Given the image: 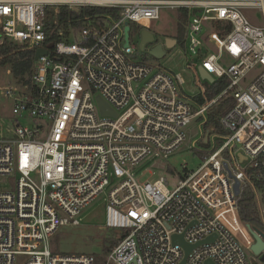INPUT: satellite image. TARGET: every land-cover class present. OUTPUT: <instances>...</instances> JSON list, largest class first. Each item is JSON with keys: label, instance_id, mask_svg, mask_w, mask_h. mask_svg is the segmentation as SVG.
Segmentation results:
<instances>
[{"label": "built area", "instance_id": "2783aa9c", "mask_svg": "<svg viewBox=\"0 0 264 264\" xmlns=\"http://www.w3.org/2000/svg\"><path fill=\"white\" fill-rule=\"evenodd\" d=\"M60 7L107 8L119 18L60 30V41L46 46V20ZM251 7L264 20V0H0V43L46 51L28 82L1 89L15 118L8 137L0 129V178L14 180V189L0 187V264H251L245 252L255 240L232 190L235 180L253 188L264 226V186L256 189L247 175L264 169V24L250 22L244 10ZM162 9L186 12L185 67L228 80L196 109L191 98L204 96V87L185 99L180 74L144 61L130 36L125 43V24L149 32ZM225 94L232 97L219 116L226 133L208 137L207 159L194 171L183 167L173 191L165 178L139 183L133 168L172 156L192 122L199 133L189 149L197 150L210 108ZM96 97L115 115H102ZM103 194V227L126 235L102 260L55 252L57 231L77 225ZM252 229L264 241V228ZM181 236L192 247L186 256L173 242Z\"/></svg>", "mask_w": 264, "mask_h": 264}, {"label": "rangeland", "instance_id": "374dc122", "mask_svg": "<svg viewBox=\"0 0 264 264\" xmlns=\"http://www.w3.org/2000/svg\"><path fill=\"white\" fill-rule=\"evenodd\" d=\"M179 12L181 11L169 9H162L160 11L159 19L152 23L149 30L154 37V42L147 44L144 51L141 52L139 49V42L141 39L139 33L131 36V43L136 46V51L139 55L142 57L148 56L150 58L148 59L149 62L160 65L173 75L180 74L184 81L181 86L184 98L189 100L200 88L205 87L206 82L200 79L196 69L194 70V68H192L191 70L185 67L186 63L183 58V46L176 45L173 49H165V56L161 59H154L148 55V50L155 44L159 43L164 47L165 39H174L178 25ZM244 13L253 25L259 27L263 26V16L258 8H247L244 10ZM209 53H214L212 44L208 46V54ZM226 59L227 63L231 62L228 58ZM259 71L260 67L257 66L250 72L245 79V84L250 82ZM16 83H18V80L11 75L9 66L0 67V129L6 137L9 136L8 131L12 127L15 116L12 114L11 102L2 97L1 89L9 85H15ZM21 123L32 126L33 122L30 119H23ZM186 130L190 132V136H188L187 140L168 159H148L139 166L133 168L139 183H152L160 178H165L168 183V190L173 191L177 187V182L180 179L183 167L188 171H194L202 164V151L209 154L208 151L212 145L210 142L207 143L202 141L197 144L196 151H191L189 148L199 131L195 122H192ZM218 139L222 142L221 136ZM214 146L218 147L219 143L215 142ZM231 168L233 170L235 169L232 162ZM0 187H12L14 189V180L0 178ZM105 195L106 194H103L96 198L88 207L80 212L75 218L78 221L77 225L69 224L61 227L57 231L51 241L52 249L55 252L62 254H93L97 257L103 254V240H107L109 235L112 234L111 230L103 227ZM113 238L117 239L118 237ZM245 254L251 264H264V260L262 259L264 253H262V257H255L250 251H246Z\"/></svg>", "mask_w": 264, "mask_h": 264}, {"label": "trees", "instance_id": "16d2710c", "mask_svg": "<svg viewBox=\"0 0 264 264\" xmlns=\"http://www.w3.org/2000/svg\"><path fill=\"white\" fill-rule=\"evenodd\" d=\"M179 13L178 25L174 39L177 42L176 45L183 46L185 27L187 25V15L184 11ZM106 16H109L114 20L119 18L115 11L107 8L90 7L69 10L66 7H60L59 12L55 17L51 16V13L49 12L45 23V30L48 37L45 45L51 46L59 42L60 37L57 35L58 31L62 30L66 32L69 27H71L76 33L81 31L85 26L100 28L106 22V19H104ZM139 31L140 29L137 26L130 24V37L133 34H138ZM34 55L35 51L26 47L15 46L9 44L5 40L0 43V67L9 66L11 75L18 80V83L29 81L31 67L35 61ZM148 59H150L148 56H143L144 61H148ZM227 86L228 80L226 78L216 79L212 83L206 82L204 87V96L198 94L191 98L193 109L202 106L207 101L217 98ZM231 102L232 97L230 94H225L216 101L208 113L207 123L204 126L205 130L212 128L216 134L224 135L226 133V131L221 127L219 116ZM217 142L219 143V148L222 142L220 140H217ZM209 154L202 151V162L207 159ZM263 173L264 169L262 167L247 170L248 178L251 180V184L256 189H261L264 186V178L259 179L257 177ZM235 204L243 222L249 224L252 228L257 230L264 228L261 217V209L258 207L253 188L248 183L242 185L239 196L235 198ZM261 205L264 215V191H262L261 194ZM111 231L112 234L109 235V238L107 240H103V254L98 256L99 260H102L103 255H107L115 247V245L119 242V238L121 239L126 235V232L124 231ZM113 237L118 238L114 239ZM262 259L264 260V256Z\"/></svg>", "mask_w": 264, "mask_h": 264}, {"label": "water", "instance_id": "95a60500", "mask_svg": "<svg viewBox=\"0 0 264 264\" xmlns=\"http://www.w3.org/2000/svg\"><path fill=\"white\" fill-rule=\"evenodd\" d=\"M130 32V27L128 24H125V28H124V39H125V43L126 45H128L129 42V34ZM139 36H140V42H139V49L142 51L145 50V47L147 44H151L154 42V37L153 35L146 31V30H142L139 32ZM176 45V41L174 39H166L164 42V47L162 44H155L154 46H152L149 50H148V55L154 59H161L164 57L165 55V51L163 50V48L165 49H172L173 47H175ZM46 54V51L44 49H38L35 52L34 58L37 59L39 56H44ZM197 73L200 77L201 80H204L208 83H212L213 79L211 78V76H209L204 70L203 68H201V66H199L197 68ZM96 103L97 106L99 108V111L102 115L105 114H112L115 115L113 113V111L106 105V103L100 98V97H96ZM214 133V129L212 128H208L205 130L204 133V139L203 141L207 142V139L210 135H212ZM225 170H227V172L229 173V176L231 177V174L229 172V169L227 167V164L224 163L223 164ZM233 194L235 195V197H238L240 194V183L239 181L235 180L233 187ZM250 233L252 234L255 243L250 247V252L255 256V257H262V253H264V241L262 240V238L259 237V235L255 232V230H253L250 225H247ZM207 241V240H205ZM173 242L177 243L179 245H181V247L184 249L185 252V256L189 253V251L192 249L191 246L187 245L184 240L181 237H173ZM182 264H185V261L182 262Z\"/></svg>", "mask_w": 264, "mask_h": 264}, {"label": "crops", "instance_id": "0c3cea01", "mask_svg": "<svg viewBox=\"0 0 264 264\" xmlns=\"http://www.w3.org/2000/svg\"><path fill=\"white\" fill-rule=\"evenodd\" d=\"M166 40V39H165ZM165 40H164V42H165ZM175 40V39H174ZM176 41V40H175ZM177 43V42H176ZM174 48V47H173ZM163 50L165 51V48H163Z\"/></svg>", "mask_w": 264, "mask_h": 264}]
</instances>
